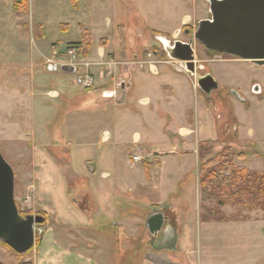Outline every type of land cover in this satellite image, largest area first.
I'll return each mask as SVG.
<instances>
[{
    "label": "crops",
    "instance_id": "0c3cea01",
    "mask_svg": "<svg viewBox=\"0 0 264 264\" xmlns=\"http://www.w3.org/2000/svg\"><path fill=\"white\" fill-rule=\"evenodd\" d=\"M16 1L0 0V128L21 138L25 133L14 123L20 114L34 122L54 112L60 120L45 135H24L32 164L24 177L26 189L32 185L29 213L44 219L31 264H264V219L202 222L198 175L199 144L222 139L253 154L235 164L264 172V98H257L263 89L253 83L260 79L255 64L194 51L197 68L191 75L163 59L157 64L151 52L130 41L115 57L104 48L106 40L95 46L89 38L78 56L83 64L78 73L92 76L95 85L63 95L58 92L63 84L50 79L71 74L45 66L64 44L50 35L72 24L86 31L85 23L68 19L70 13L56 20L35 18V4L58 0H24L27 12L15 10ZM63 1L74 9L72 0ZM195 9L193 18L183 20L205 19L204 5ZM76 43L66 42L63 51ZM91 67L99 68L97 76ZM206 74L218 85L209 96L196 86V77ZM106 78L111 87L102 84ZM254 85L260 94L252 92ZM107 90L124 92L123 102L117 103L121 95L103 100ZM224 90L232 104L228 121L215 98ZM163 120L162 141L156 143ZM138 154L142 160L134 162ZM160 214L162 226L152 234L148 222Z\"/></svg>",
    "mask_w": 264,
    "mask_h": 264
},
{
    "label": "rangeland",
    "instance_id": "374dc122",
    "mask_svg": "<svg viewBox=\"0 0 264 264\" xmlns=\"http://www.w3.org/2000/svg\"><path fill=\"white\" fill-rule=\"evenodd\" d=\"M58 1L59 4L57 2L53 3L49 1L35 4V18L39 20H56L57 18L62 19L64 17H68L70 13L71 17L69 16L68 19L75 22L82 21L85 23L84 27L87 33H89V37L91 38L93 45L97 46L101 42L100 39H104V42L106 40L107 44L104 48L106 50H109L110 48L115 53V57L120 55L125 44L129 45L128 42L130 41L132 42L133 47L151 52L155 56L157 64L158 60L161 61L163 59L171 66L176 65V63L167 58L159 39L163 38L164 40L169 41L171 45L174 41L187 43L190 38L193 37L197 29L198 22L202 20H210L211 18L207 8L209 5L205 0H72V6L74 9L68 8L63 0ZM198 3L204 5L205 19L196 20V18L194 20H183L185 16H189L191 18L195 16V6ZM198 9L200 10V7H198ZM108 19L109 24L107 23ZM182 20L183 25H181ZM69 27V30H64L62 32L54 31L52 32L53 34L50 35L51 41L64 43L63 46L61 45L62 47L59 46L61 49L60 52L65 51H63V48L65 47L66 42H80L83 37L84 30L79 28L78 25L72 24L69 25ZM152 29H157L163 32L151 31ZM185 32L188 34H185ZM192 47L200 57L205 56L209 59L219 57L220 59L240 60L237 57L217 52V54L209 52L207 51L208 49L196 40H193ZM51 56L52 55H49L48 57ZM88 58L96 60L97 57L95 55H91ZM255 65H253V68L258 70L260 73V79H254L253 83H258L262 87L263 93L257 97L258 99H262L264 98V66ZM81 72L83 71L81 70L77 74H80ZM90 72L97 76L99 68L91 67ZM75 77L76 74H58L57 77L52 75L50 80L59 86L63 84V86L58 89V92L65 95L67 94L66 91L70 92L81 90V88L73 84ZM102 84L106 87H111V82L107 78L103 80ZM92 93L95 94L96 91H93ZM134 93H130L131 96H135ZM118 94L122 95V91L118 90ZM161 94L163 95L164 92ZM161 94L158 91V95L160 96ZM215 98H218L217 102L219 111L223 113L222 116L228 121V118L232 116V104L229 103V100L231 99L228 96L227 90L218 92ZM47 100L49 103L48 105L57 106L55 109H59L60 106L57 105L56 100L47 98L46 102ZM207 106L211 109V104L209 102H207ZM56 113H58V111H56ZM108 113L111 114L112 111L109 109ZM15 114L18 113H14L13 117H15ZM15 118L18 119L14 123L17 124L22 133L29 135H31L33 131L45 135L46 132H50L60 122L58 116L54 112L50 113V115L45 119L38 118L34 122L23 119L21 114ZM1 121L2 124H6V120L4 118H2ZM165 123V120L158 121L157 135L155 138L156 143H161L162 141L159 126H164ZM3 127L4 125L0 128V153L5 161L10 165L14 173V199L19 214L22 217H25L24 214H30L29 211L31 206L30 204L27 208L26 204H24L25 196L30 194L32 199V185H29L26 189V184H24V177H26L31 171V155L27 152V150H25L27 147L25 143L26 138L24 137L25 134H23V137L21 138L19 136H11L10 134L7 135ZM165 131L167 130L165 129ZM228 142V139H222L219 143L214 144L211 156L220 153L225 148H231L236 153H241L243 155V158L241 159L242 161H245L246 157L247 160L252 159L253 154L249 152V149L246 150L243 148L244 151L239 152L237 148L234 149L231 146L229 147ZM235 161L237 162L238 159ZM235 165L238 166L237 164ZM241 165L239 167H244V165ZM215 204L205 203L204 208L215 207V210H221V214L226 220L241 222L245 219L248 221L264 219V212L253 210L248 212L244 208H236L235 206H231L227 203H225L223 207L215 206ZM29 252L16 254L0 241V264H30Z\"/></svg>",
    "mask_w": 264,
    "mask_h": 264
},
{
    "label": "water",
    "instance_id": "95a60500",
    "mask_svg": "<svg viewBox=\"0 0 264 264\" xmlns=\"http://www.w3.org/2000/svg\"><path fill=\"white\" fill-rule=\"evenodd\" d=\"M210 20L198 22L197 29L189 42L183 43L159 39L167 58L187 73L195 75L197 64L193 50V40L208 50L237 57L243 61L264 66V0H207ZM53 72L74 74L73 67L48 66ZM196 86L200 92L209 96L218 88L210 76L196 77ZM252 92L260 94L258 85ZM234 98L240 100L235 91ZM124 100V92L117 103ZM44 222L40 215L22 217L14 199V173L0 153V241L16 254H24L35 243L34 226ZM162 214L153 216L148 222L152 234L162 226Z\"/></svg>",
    "mask_w": 264,
    "mask_h": 264
},
{
    "label": "trees",
    "instance_id": "16d2710c",
    "mask_svg": "<svg viewBox=\"0 0 264 264\" xmlns=\"http://www.w3.org/2000/svg\"><path fill=\"white\" fill-rule=\"evenodd\" d=\"M14 9L27 12V4L24 0L16 1ZM89 38L88 33L84 31L81 41L71 45L79 48V55H83L81 48L83 45H88ZM207 51L216 53L212 50ZM214 144V142H203L199 144L198 148V175L202 202L201 221L237 222L226 220L221 214V210H215L214 205V208H204L205 203H216L215 206L218 207H223L227 203L236 208H244L248 212L252 210L264 212V173L236 166L235 160L242 159L243 155L236 153L231 148H225L220 153L211 156ZM38 242L39 238H36L34 245H37ZM29 251L27 252L31 254L33 248Z\"/></svg>",
    "mask_w": 264,
    "mask_h": 264
},
{
    "label": "built area",
    "instance_id": "2783aa9c",
    "mask_svg": "<svg viewBox=\"0 0 264 264\" xmlns=\"http://www.w3.org/2000/svg\"><path fill=\"white\" fill-rule=\"evenodd\" d=\"M79 48L75 46H69L64 52L53 51L51 58L46 59L45 66H55L57 70L59 67L67 66L73 67L75 69L74 74H76L73 84L85 91H90L93 89L95 83L92 76L89 74L79 75L78 70L83 66L82 62L79 60ZM120 95L115 90H107L101 93V98L105 101H117ZM134 162H140L142 160L140 154L132 158ZM30 191V189H29ZM32 201L30 194H27L24 199V204L28 208ZM44 230L40 226H34L35 239L43 236Z\"/></svg>",
    "mask_w": 264,
    "mask_h": 264
},
{
    "label": "flooded vegetation",
    "instance_id": "af4514ba",
    "mask_svg": "<svg viewBox=\"0 0 264 264\" xmlns=\"http://www.w3.org/2000/svg\"><path fill=\"white\" fill-rule=\"evenodd\" d=\"M185 34H188L187 32H185Z\"/></svg>",
    "mask_w": 264,
    "mask_h": 264
}]
</instances>
